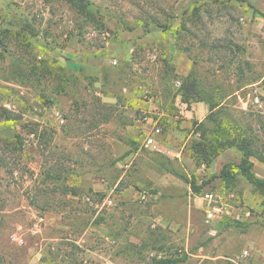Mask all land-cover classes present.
Instances as JSON below:
<instances>
[{
	"label": "rangeland",
	"instance_id": "rangeland-1",
	"mask_svg": "<svg viewBox=\"0 0 264 264\" xmlns=\"http://www.w3.org/2000/svg\"><path fill=\"white\" fill-rule=\"evenodd\" d=\"M189 78L205 100L183 102ZM223 96L264 142V0H0V138L23 137L0 168V264H264V190L213 178L240 153L215 171L190 151ZM208 191L229 211L216 235Z\"/></svg>",
	"mask_w": 264,
	"mask_h": 264
},
{
	"label": "trees",
	"instance_id": "trees-1",
	"mask_svg": "<svg viewBox=\"0 0 264 264\" xmlns=\"http://www.w3.org/2000/svg\"><path fill=\"white\" fill-rule=\"evenodd\" d=\"M179 92L183 102L187 104L205 100L203 97H206L205 89L200 87L198 80L191 78L183 80ZM197 95L202 97L201 100L196 99L195 96ZM220 98L218 97V99ZM213 99L215 100V97ZM223 100L224 96L218 102L208 101L209 114L206 117V122H201L198 125V140L190 148L195 165L199 168L204 166L209 169L215 159L225 151L236 149L241 154L240 161L223 165L219 174L213 178L219 179L225 188H229L236 181L237 176H242L255 187L264 190V178H260L255 173L253 161L255 159L264 163V142L254 131L251 121L244 117L245 113H241L243 116H233L221 106ZM252 117L264 136L263 116L258 114L256 117ZM0 119L14 120L15 118L11 111L0 108ZM22 147L23 137L20 135H17L15 139L0 138V168H7L8 173L13 175L15 172L13 165H15L16 159L12 158V160L9 157H16ZM202 183L199 185L197 177L194 175L189 180V185L196 195L200 194L203 185L209 184L210 181H203ZM185 259V257L180 259L167 258L159 263L177 264L184 262Z\"/></svg>",
	"mask_w": 264,
	"mask_h": 264
},
{
	"label": "built area",
	"instance_id": "built-area-1",
	"mask_svg": "<svg viewBox=\"0 0 264 264\" xmlns=\"http://www.w3.org/2000/svg\"><path fill=\"white\" fill-rule=\"evenodd\" d=\"M56 115L60 117L59 113ZM140 122L143 128L142 133L145 136V146L147 148L153 147L156 149L159 144L157 137L162 133L159 121L145 116ZM199 199L202 200V205L204 207L205 223L210 229V232L216 235L219 223L224 217L229 215V211L227 210L228 206L218 194L212 191L205 192ZM13 239L19 243L22 242L18 237L13 236Z\"/></svg>",
	"mask_w": 264,
	"mask_h": 264
},
{
	"label": "crops",
	"instance_id": "crops-1",
	"mask_svg": "<svg viewBox=\"0 0 264 264\" xmlns=\"http://www.w3.org/2000/svg\"><path fill=\"white\" fill-rule=\"evenodd\" d=\"M204 120V117H199V122H202ZM135 126H138V127H141L142 125L137 121L136 123H135ZM234 150H236V149H230V150H227V151H225L223 154H221L217 159H215V161L212 163V165H211V169H215V171H217L218 170V164H220V165H222V162L224 161V156L226 155V154H228V153H232V151H233V153H235L234 152ZM236 151H238V150H236ZM239 152V151H238ZM240 153V152H239ZM240 157H241V154H240ZM240 161V160H239ZM238 161V162H239ZM254 164H255V162H254Z\"/></svg>",
	"mask_w": 264,
	"mask_h": 264
}]
</instances>
